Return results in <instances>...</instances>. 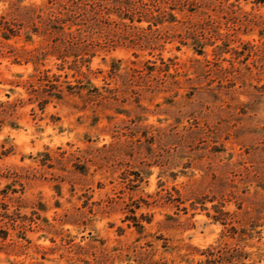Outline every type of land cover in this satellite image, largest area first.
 <instances>
[{
  "label": "rangeland",
  "instance_id": "1",
  "mask_svg": "<svg viewBox=\"0 0 264 264\" xmlns=\"http://www.w3.org/2000/svg\"><path fill=\"white\" fill-rule=\"evenodd\" d=\"M55 17L82 57L51 52ZM43 73L72 92L40 104ZM213 205L263 245L264 2L0 0V264H83L61 238L194 264L228 234Z\"/></svg>",
  "mask_w": 264,
  "mask_h": 264
},
{
  "label": "trees",
  "instance_id": "2",
  "mask_svg": "<svg viewBox=\"0 0 264 264\" xmlns=\"http://www.w3.org/2000/svg\"><path fill=\"white\" fill-rule=\"evenodd\" d=\"M259 1L264 2V0ZM168 14L169 21L175 20V17L172 13ZM156 17L157 15H155V18ZM61 19L62 18L60 17L52 18L49 20V27H45V30H48L51 34H56L53 38L51 52H54L58 57L61 58L70 55L74 58L78 56L82 57L81 53L84 52L83 50L85 49L86 44L81 45L82 41H80L79 38H76V34L64 31V27H62V25H55L57 24L55 22H60ZM154 22V24H156L160 22V20L157 19ZM3 36L8 37V33H3ZM196 50L198 53L203 52L201 47ZM29 85L31 87V92L35 94L38 99H40V104H44L51 99H62L65 91L72 92V86L70 84L66 83V85L62 86L60 83L53 82L46 73L39 75L37 82L30 83ZM164 196H168V199L171 201L173 200L171 197H169L170 194L162 195V197ZM176 200L181 202L179 197H176ZM195 202H198V200H192L191 205H194ZM176 206H178V203ZM213 207L216 211V213L213 214V219L219 220L224 225L228 234L222 232L214 244H210L204 250H202L204 257L196 261L194 264H264V242L263 245L260 246L250 241L253 238H256L257 241L261 238L260 229H256L260 223L251 221L248 226L234 225L231 223V221H227V218L230 216L228 211H225L216 205H213ZM130 212L132 214H126L123 220H130L127 225L134 226L137 233H142L144 225L141 220L150 222L151 217L141 213L140 218H138L135 216L133 209H130ZM0 217L11 218L10 215L5 212H0ZM224 236H227L228 239H224ZM61 239L64 240L65 244H67V250L77 254V259L83 264H111L113 258L119 255L111 254L110 252H107L103 249L99 255L91 253L93 255V261H90L89 259L80 256L81 254L85 253V251H83V245L72 242L71 238ZM51 240L53 241V239ZM146 246H150L151 248L152 242L150 240H146L143 245H128L126 249L131 251L130 253H125V259L133 260L134 264H166L164 261L152 260L151 251H149ZM162 246H167L165 241ZM246 246L255 247V249L247 251L245 249ZM142 247L145 248L142 249ZM115 249L118 248H111V250ZM72 262L73 261L69 263L73 264Z\"/></svg>",
  "mask_w": 264,
  "mask_h": 264
}]
</instances>
